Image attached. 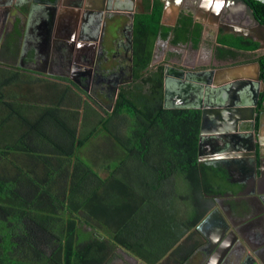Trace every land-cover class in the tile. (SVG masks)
<instances>
[{
  "label": "trees",
  "instance_id": "obj_1",
  "mask_svg": "<svg viewBox=\"0 0 264 264\" xmlns=\"http://www.w3.org/2000/svg\"><path fill=\"white\" fill-rule=\"evenodd\" d=\"M248 3L264 26V4ZM162 11L145 0L134 14L133 77L106 116L67 78L0 66V264H110L117 249L181 264L197 246L207 196L224 190L225 174L198 164L200 112L164 108L162 67L147 71L156 39L196 46L201 37L190 14L168 28ZM260 68L264 79V58Z\"/></svg>",
  "mask_w": 264,
  "mask_h": 264
},
{
  "label": "flooded vegetation",
  "instance_id": "obj_2",
  "mask_svg": "<svg viewBox=\"0 0 264 264\" xmlns=\"http://www.w3.org/2000/svg\"><path fill=\"white\" fill-rule=\"evenodd\" d=\"M144 2L145 0H103L102 3H98L97 0H0V6L7 3L6 10L2 11L0 9V53L8 54L15 50L18 44L20 46L19 36L22 31L24 36L21 40V46L27 40V45L30 48L24 47L22 50L20 46L18 47L20 48L18 53L21 51L27 55L29 52L35 51V45L30 43L28 38H35V31L41 30L38 23L35 24L39 18L47 20V18L50 19L52 17L55 19L56 17L59 19L66 15L70 19L69 23H72L69 30L74 28V19H76L78 23H81L80 26H76L78 23H75L77 36L87 39L94 38L97 33L99 36L101 33L103 43H105V39L106 43L107 40L110 43H107L109 46H106V49L98 50L95 57H93L94 53L92 54L90 51L86 52V54L76 51L79 62L75 59V65H87L89 69L72 70L71 74L68 73L70 77H76V74L83 76L80 75L76 78V83L71 78H64H67L76 88L78 87L82 92L86 93L90 100L95 101L99 105L106 104L111 100L112 95L118 93L121 87L129 85L133 77L131 66L132 49H129L127 31L125 29L128 23L121 24L118 22L117 24L115 18L122 17L126 19L131 11L136 13L140 10L143 12ZM200 2L201 0H182L180 13H200ZM40 4H44V6ZM73 5H76L75 10L77 11H72ZM64 8L68 10H64ZM222 13L225 15L221 16L220 19L227 16L224 10H222ZM245 19L247 17L243 16V14L235 12L230 15L228 21L233 26L235 25L233 23H241ZM99 21L101 22V28L98 31L95 24ZM54 26L53 33L65 32L64 30L62 31V28L58 29L60 28L59 26H57V29L56 25ZM163 26L171 27L166 24ZM220 26L218 29L222 33L227 30V27ZM245 27L256 30V25L253 22ZM255 35L259 37V34L255 33ZM255 51L258 52L252 63L256 65L259 71L260 81L252 85V88L257 92L258 98L255 114L250 121V128H253L257 146L254 150L257 164L256 177L260 176L261 166L263 168V178L262 181L260 180L259 183H256L258 179L251 174L252 168L249 169L248 176L244 179L247 182L245 192L264 190V97H262V94H264V79L261 77L260 68V63L264 58V48L258 47ZM154 53L156 54L155 46L153 55ZM158 56L160 57L159 54ZM161 66L163 68L165 66L164 59H157V62L153 64L151 59L147 71L156 70ZM189 96V99H192L194 94L191 93ZM249 98L250 102L254 99L252 94H250ZM247 123L246 125H248ZM257 135L258 139L260 135L261 148L258 146ZM220 149L202 148L203 154L199 165L224 173L225 185L222 192L207 196V213L199 222L200 225L198 224L199 230L195 228L199 236V242L181 264H264V201L251 200L249 196L241 193L235 184L230 182L241 178L238 176V172L234 171V175L229 177V173L224 169V166H235L237 169H242L243 166L249 165L253 161L251 151L246 148H240L241 152H234L229 158H224L221 155L222 153L219 152ZM227 149L229 148H222L221 150ZM212 180L217 182L215 177ZM252 201L254 204L253 211L250 209ZM210 214L211 218L209 217ZM206 219L210 221L203 223ZM219 236L223 238L220 239ZM165 260H167V257L163 258L159 264ZM166 263L176 264L171 260ZM142 264L145 263L142 262Z\"/></svg>",
  "mask_w": 264,
  "mask_h": 264
},
{
  "label": "crops",
  "instance_id": "obj_3",
  "mask_svg": "<svg viewBox=\"0 0 264 264\" xmlns=\"http://www.w3.org/2000/svg\"><path fill=\"white\" fill-rule=\"evenodd\" d=\"M44 6V4H40ZM70 9V8H68ZM64 9V10H68ZM222 10L227 14L223 19H220L221 16H224L222 13ZM235 12H239L243 14V16L247 17V19L243 20V22H235L233 24L241 26L243 28H247L248 24L252 22L248 12L245 10L243 5H241L240 2H237L235 0H201L200 2V13L195 12H185V14H190L192 16L193 22L200 24L202 26V33L201 37L199 39V42L196 46H193L192 43L186 42H179V43H172V35L170 34L167 39L163 40L161 38L156 39L154 46L156 48V54H152V64L157 62V59H164L165 60V66L162 67V70H171L169 81L167 83V99L169 106L173 107L178 104L179 108H171V109H195L198 110L197 106L195 105L198 101L196 98H201V100L205 96V90L208 89L212 91L218 90V87L224 88L229 84L230 80H239V81H251L252 84L257 83L254 80V77L257 75V67L252 62L256 58V53L258 51L255 50H241L234 47L228 46V44H224L223 42L218 41L219 37H233V38H241L244 40H250L249 38H244L243 36L238 35L239 33L237 31H232L230 28H228L229 33L226 32V30L220 31L218 28L221 27L219 23H230L228 21V18L230 15H232ZM171 13V14H170ZM180 13V8H176L174 4L171 5L170 8H166L164 11L163 16L161 17V24L162 25H170L173 28L177 22V18ZM184 13V12H182ZM169 14L171 16V19L169 17ZM230 14V15H229ZM229 15V16H228ZM51 20V30H53L54 25L59 26L62 31H67L71 28L72 23H69L70 19L65 15L61 18H52L45 20L44 18H39V20L35 23H38V26L41 27V30L35 31L36 37L35 38H28V41L35 45L36 53L38 57V61L33 64L35 67V70H27L24 68H21L19 66L20 60H23V63H28L25 65H32L31 60L34 57V51L29 52L27 55L23 54V52L20 51V47L18 44V47H16L15 50H12L8 54H1L0 53V66H6V67H13L21 69L22 71H30L35 73L38 76L46 77V78H53V77H59V76H49L47 74L41 73L40 70H46L49 71L48 65H44L42 62V58L45 57L47 60L52 62L53 65H57L58 67H53L52 72L56 74H60L65 72V68L59 67V63L57 59L61 57L62 53L54 52L52 49H49V52L47 55H44V51H46V48H49L48 46H45V43L43 42V38L41 36V33L43 32V27L46 26L45 23L49 22ZM55 21V22H54ZM79 21V20H78ZM129 17L126 19H122L119 21V23H128ZM78 23V22H77ZM238 23V24H236ZM81 25V23L76 24ZM95 27L99 31L101 28L100 25L95 24ZM167 27V26H166ZM96 39H98V33L95 35ZM106 42V39L104 40ZM255 42V41H253ZM24 45L27 49L30 48V46L27 45V40H25ZM26 43V44H25ZM107 43H110V41L107 40ZM106 43V44H107ZM106 46H109L108 44ZM226 48L233 50L234 57L221 55L219 49ZM99 50V49H98ZM94 51V50H93ZM91 52V51H90ZM154 52V47H153ZM92 53V52H91ZM160 57L158 56V54ZM22 54V57H21ZM76 56V54H75ZM154 59V60H153ZM156 59V60H155ZM49 64V63H48ZM183 72L186 75V80L188 84V89L183 90L181 93L178 90V86L176 84V78L174 77L175 73L177 72ZM184 75V76H185ZM189 76L190 78H188ZM64 78V77H61ZM191 79V80H190ZM215 84V85H214ZM201 88V91L199 90ZM246 85V89H248ZM193 93L194 97L192 99H187L189 95ZM200 93V95H198ZM179 96L177 99L176 97ZM219 98L221 101L226 100L225 97L221 96H215ZM250 93L246 95L245 97V103L247 106L250 102ZM178 100V101H175ZM176 103V104H175ZM203 104V103H202ZM220 110L225 112V108L218 107ZM228 116L231 118L232 116H239L243 118V128L245 130H248L250 128L251 122H249V119L252 117L251 112H249V107H243L238 111V114L236 113H230V111L233 109V107L228 108ZM200 112V111H199ZM245 118V119H244ZM222 119L224 117L221 116L220 112L216 110L215 107L209 108L208 112L204 118V125L203 128L205 130V135L208 136L207 138H211L213 134L216 131H219L221 128L223 129L224 124L222 122ZM252 120V119H250ZM248 122V123H247ZM246 123L248 125H246ZM245 134H249L248 132H245ZM211 139L208 141H205V143L208 145ZM202 148H209L206 145ZM238 171L239 169L236 168ZM239 176V174H238ZM240 177V176H239Z\"/></svg>",
  "mask_w": 264,
  "mask_h": 264
},
{
  "label": "water",
  "instance_id": "obj_4",
  "mask_svg": "<svg viewBox=\"0 0 264 264\" xmlns=\"http://www.w3.org/2000/svg\"><path fill=\"white\" fill-rule=\"evenodd\" d=\"M103 0H97L98 3H102ZM153 0H150V2H152ZM163 4V11H162V16L164 14V11L166 8H170L172 4H174V6L178 9L181 6L182 0H160ZM237 2H240L241 5H243V7L245 8V10L248 12L250 18L252 19V22L256 25V30L255 29H249V28H243L241 26L238 25H231V23H221L220 25H222L223 27H227L226 32L229 33L228 28H232V31H237L240 36H243L244 38H249L252 39L253 41L257 42L259 44L260 48H264V26L262 24H260L255 16L253 15V12L249 6L248 1L249 0H235ZM258 1L262 4H264V0H255ZM7 3H4L0 6V9L2 11L6 10L7 8ZM68 8V7H67ZM65 9V8H64ZM76 9V5L72 6V11H77ZM107 9V8H105ZM94 10V9H92ZM134 14L135 12L131 11L128 14L129 17V22L126 25V31H127V40H128V46L129 49H132V31H133V18H134ZM51 19V18H50ZM77 22L76 19H74V28H72V30H67L64 33H53L51 30V20H49V22L45 23L46 26L43 27V32L41 33V36L43 38V42L45 43V46H48L49 48H46V51H44V55L46 56L47 53L49 52V49H52L54 52H58V53H62L61 57H59L57 59L58 63H59V67H63L65 68V72L60 73V74H56L53 73L51 70L53 67H58L57 65H53L52 62H50L49 60H47V58L45 57L44 59L42 58V62L44 65H48L49 67V71L46 70H40L42 71L41 73L47 74L49 76H59V77H68L71 78V80L73 82H77L76 78H78L81 74H76V77L74 76H69L68 73H70L72 70L73 71H78V70H86L89 69V67L87 65H75V59L77 62H79V57L78 55L75 56L76 51L81 52L82 54H86V52L91 51L92 54L94 53V56L96 55V52L98 51V49H106V42L103 43V39L101 38V33L98 36V39L96 38H82L80 36H77V28L75 29V23ZM90 23V22H88ZM100 21L97 23V25H100ZM78 26V25H77ZM255 31V32H254ZM259 34V37L255 35ZM24 36V32L22 31L20 33L19 39H20V46H21V40L23 39ZM26 44V43H25ZM25 45L24 43H22V50L24 49ZM35 50V49H34ZM94 50V51H93ZM37 53L36 50L34 51V57L31 60L32 65L35 64L38 61V57H37ZM22 57V54H21ZM23 58V57H22ZM49 63V64H48ZM105 63V62H104ZM103 63V64H104ZM28 64V63H26ZM19 66L21 68L27 69V70H35L34 65L31 66L30 65H25V63H23V60H20V64ZM72 71V72H73ZM171 70L167 71L164 70L163 71V107L166 109H171V108H179L178 104H176V106H169L168 104V99H167V94H168V90H167V83H168V79L170 76ZM71 74V73H70ZM181 71V72H177L175 73L174 77L176 78V84L179 87L178 90L181 93L183 90L188 89V84L185 78L186 75ZM82 76V75H81ZM83 77V76H82ZM188 78H190L189 76H187ZM259 77V71L257 69V75L254 78V80L258 83L260 80ZM191 80V79H190ZM215 85V84H214ZM246 85H249V88L246 89ZM252 83L251 81H239V80H230L229 84L224 87V88H220L218 87V90L216 91H212L208 89L205 90V96L204 98L201 100V98H196L198 101L196 102V106L197 108L200 110L201 113V123H200V131H199V137H198V151H197V156H198V164L200 161V158L202 156V147L203 146H207L209 148H229L227 150H219L220 153H222V157L224 158H229L231 155H233L234 152H241L240 148H246L249 151H251V157H253V161L247 165V166H243L242 169H239L238 171L236 170L235 166H224V169L229 173V177H232L234 175V171H237L239 176L241 178L239 179H234L231 180L230 182L232 184H235V186L237 187V189H239V191H241V193H244L246 196H249L252 199H257L260 200L261 202L264 201V190H251L248 192L246 191V185L247 182L244 181L245 177L248 176L247 173H249V169L252 168V175L254 177H256V172H257V164H256V158H255V148H257L256 143H255V138H254V131L253 128H248V130H245L243 128V123L244 120L243 118L239 117V116H232L231 118L227 115L229 111V107H233V109L230 111V113H236L238 114V111L240 109H242L243 107H249V112H251L252 117L250 119H253V115L255 114V107L257 104V92L252 88ZM199 90L201 91V88H199ZM252 94L253 96V101L251 102V104L249 103L247 106V104L245 103V97L247 94ZM200 95V93L198 94ZM226 95V97H225ZM215 96H221V97H225L226 100L225 101H221L219 98L215 97ZM117 97V94L115 96V99ZM179 96L176 97V99ZM189 97H187V99H189ZM175 101H178L176 100ZM185 99V100H187ZM203 103V104H202ZM215 107L217 111L220 112L221 116L224 117V119H222V122L224 124L225 127H223V129L221 128L219 131H216L213 134L211 138H207L208 136L205 135V130L203 128L204 125V118L208 112L209 108H213ZM218 107H222L225 108V112L220 110V108ZM245 119V118H244ZM249 119V122L251 121ZM249 134H245V132H248ZM209 139H211V141L209 142V144L207 145L205 143V141H208ZM257 139H258V135H257ZM258 146H262V143L260 141V135H259V139H258ZM259 148V147H258ZM242 154V153H241ZM233 170V172H232ZM251 175V177L253 179H255L253 176ZM257 178V177H256ZM263 178V168L260 166V176L257 178L258 180H256V183H259L260 180L262 181ZM250 209L253 211L254 209V204L253 201L251 203ZM251 211V212H252ZM209 217L211 218V214L209 215ZM210 221L209 219H206V221H204L203 223ZM200 225V224H199ZM199 225L196 226V229L199 230ZM220 239H222V236H219Z\"/></svg>",
  "mask_w": 264,
  "mask_h": 264
},
{
  "label": "rangeland",
  "instance_id": "obj_5",
  "mask_svg": "<svg viewBox=\"0 0 264 264\" xmlns=\"http://www.w3.org/2000/svg\"><path fill=\"white\" fill-rule=\"evenodd\" d=\"M122 1H124V0H122ZM171 14V13H170ZM170 14H169V17H170V19H171V16H170ZM123 18L121 17H116L115 18V21H116V23L118 24V22L120 21V20H122ZM31 88V89H33L35 86H34V84H31L30 86L29 85H27V86H25V85H20V88L21 89H23L24 91L25 90H27L26 88ZM115 94L114 95H112V97H111V100L110 101H108L106 104H103V105H97V104H94V103H90L91 105H93L94 106V108L99 112V113H101L102 114V116L103 115H105L104 114V110L106 111V110H110L111 108H112V105H113V103H114V101H115ZM83 97V96H82ZM83 98H85L86 99V97H83ZM90 102V101H89ZM106 116V115H105ZM93 116H90L89 117V121H88V124H90L91 123V121H92V119H90V118H92ZM120 130H122V128H119ZM98 150H96V151H94L93 153H89L88 154V156L92 159V158H98V157H101V151H102V144H100V142L98 143ZM20 161H22V158H20ZM26 165L29 167L30 166V164H29V162H27L26 163ZM102 175H104V174H102ZM30 258V254L28 253V259ZM167 261H170V260H165L163 263H160V264H165ZM110 264H142V261L140 260V259H137V258H135V257H133V256H131L130 254H128L126 251H124V250H121V249H117L116 251H115V256H114V258H113V260H112V262L110 263ZM166 264H170V263H166Z\"/></svg>",
  "mask_w": 264,
  "mask_h": 264
}]
</instances>
